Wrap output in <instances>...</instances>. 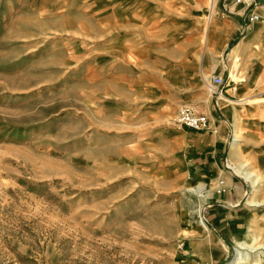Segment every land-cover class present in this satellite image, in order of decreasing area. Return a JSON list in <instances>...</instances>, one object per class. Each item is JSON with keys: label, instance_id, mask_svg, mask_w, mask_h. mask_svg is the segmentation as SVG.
Returning a JSON list of instances; mask_svg holds the SVG:
<instances>
[{"label": "rangeland", "instance_id": "obj_1", "mask_svg": "<svg viewBox=\"0 0 264 264\" xmlns=\"http://www.w3.org/2000/svg\"><path fill=\"white\" fill-rule=\"evenodd\" d=\"M179 1L0 0V264H264V205L248 234L211 227L234 169L222 151L202 180L213 133L176 121L235 70L203 36L210 0L202 30Z\"/></svg>", "mask_w": 264, "mask_h": 264}, {"label": "crops", "instance_id": "obj_2", "mask_svg": "<svg viewBox=\"0 0 264 264\" xmlns=\"http://www.w3.org/2000/svg\"><path fill=\"white\" fill-rule=\"evenodd\" d=\"M141 1L145 0H131V3L139 4ZM146 1L153 3L156 0ZM213 1L215 2V13L213 18L208 16L209 28L203 36H206V39L210 37L213 43L223 44V50H227L226 59L228 63L230 62L229 67L235 68L232 76L234 78L235 75L234 80H237L234 81L230 73L227 78L225 68L220 71L219 65H214V62L218 61L215 59L216 54L211 53L206 58H202L203 63L200 69H203L204 63L208 64L211 61L212 71L215 73L220 71L214 75L226 77L227 83L223 98L218 100L220 102L217 101L218 109L209 95L200 100L202 106L193 107L195 113L206 114L214 126L218 127L211 135L195 133L202 139V146L198 145L196 148L197 157L194 161L196 163L194 168L199 172L198 176L202 180L212 182V179L219 174L216 171L217 159H220L218 154L223 151L224 157V153H227V160L234 169V175L242 177V180L229 177L226 184L224 183L226 185L224 193L215 195L218 205H215L217 209L212 212L210 226L219 232L224 229L226 233L242 236L244 232L248 234L252 215L258 212L253 208L254 203L256 207L264 205V183L258 182L259 176H264V0H255L254 8L249 10L242 5L233 4L232 1L227 3L225 0ZM206 2V0H180L178 2L180 8L191 12V17L186 18L184 25L202 30L203 13L207 9ZM251 13L258 15L259 20L248 22L247 17ZM197 36L195 38L199 41ZM228 45H230L229 48H227ZM235 62L237 64L234 66ZM240 77L242 80L237 82ZM218 118L221 121H218ZM239 131L243 137L242 141L236 137ZM231 133L236 140L227 145ZM216 145L217 148L212 149ZM205 147L210 150L204 151ZM241 172L245 173L241 174ZM246 174L251 177L247 178ZM246 196L253 203L245 204L244 210L239 209V204ZM209 245L210 243L205 240L197 242V246Z\"/></svg>", "mask_w": 264, "mask_h": 264}, {"label": "built area", "instance_id": "obj_3", "mask_svg": "<svg viewBox=\"0 0 264 264\" xmlns=\"http://www.w3.org/2000/svg\"><path fill=\"white\" fill-rule=\"evenodd\" d=\"M232 1L235 5H242L245 9L249 10L254 8L256 2L255 0H225V2ZM215 8V2H214ZM259 20V16L251 13L247 17L248 22H256ZM227 78H229V72L227 74ZM226 80L222 75H213L211 76L208 83H205L206 91L214 100V105L216 109H218L217 101L224 96V88H225ZM176 121L180 127L187 128L196 132H204L211 131L214 133L216 131L215 126L213 125L212 120L206 114H194L189 105H182L177 111ZM236 140L233 133H231L228 138L227 145H230ZM203 221L206 222L205 219Z\"/></svg>", "mask_w": 264, "mask_h": 264}, {"label": "bare ground", "instance_id": "obj_4", "mask_svg": "<svg viewBox=\"0 0 264 264\" xmlns=\"http://www.w3.org/2000/svg\"><path fill=\"white\" fill-rule=\"evenodd\" d=\"M213 6H214V1L213 0H210V6H209V10H210V13H209V18L211 17V14L213 13ZM237 67V66H236ZM231 77L233 78L232 74H231ZM234 78H235V75H234ZM233 78V80H234ZM237 78V77H236ZM237 80V79H235ZM234 80V81H235ZM193 111V110H192ZM194 112V111H193ZM194 114H196L194 112ZM246 177L247 178H250L251 176L249 174H246ZM253 184H255V182H253ZM240 246L244 247V242H241L240 243ZM247 248V246H245ZM249 249H253V248H250L248 247ZM257 249V248H256ZM255 249V250H256ZM249 259V255L248 254H243L241 253L239 250L236 251V254H235V258L234 260L231 262L232 264H245L247 262V260Z\"/></svg>", "mask_w": 264, "mask_h": 264}]
</instances>
